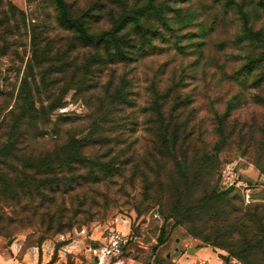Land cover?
<instances>
[{"label":"rangeland","instance_id":"obj_1","mask_svg":"<svg viewBox=\"0 0 264 264\" xmlns=\"http://www.w3.org/2000/svg\"><path fill=\"white\" fill-rule=\"evenodd\" d=\"M12 1L25 11L26 21L19 22L20 30L8 35L10 44L0 56L1 88L17 93L24 77L58 78L62 85L71 77L88 74L86 77L93 79L89 84L98 82L99 86L87 91L71 88L64 97L65 105L53 114L59 123L66 121L63 128L72 133L87 132L96 111H107L109 91L123 89L129 102L117 103L115 113L102 124L107 132L119 128L122 143L99 144L86 152L88 157L106 161L108 171L103 175L108 179L89 184L78 195L66 196L64 202L54 205V209L60 205L77 210L74 228L47 235L50 201L38 207L41 210L36 216L32 213L39 202H29L33 211L20 213L22 203L18 204L4 186L0 246L8 247L21 239V258L33 247L40 248L42 254L44 247L53 264H97L90 246H102L111 231H116L129 239L123 264H175L180 254L185 255L181 264H211L201 261L202 255L190 253L195 243L212 247L224 264H264V243L260 246L253 240L251 249L242 252L240 248L243 234L247 239L249 234L258 235L257 239L264 236V81L257 83L264 62L257 68L251 64V59L264 55V39L247 36L248 27L264 34V9L257 5L259 0H169L174 10L162 28L165 38L158 36L132 60L103 68L93 64L89 73L84 65L96 50L71 44L75 33L59 24L53 0ZM78 1L83 9L97 0ZM103 1L116 5L118 0ZM147 1L129 3L144 5ZM156 18L151 15L147 23L162 26ZM107 28L109 23L103 21L94 24L93 31L100 33ZM33 33L44 54L40 66L32 63ZM156 92L167 93L163 106L167 121L181 127L179 143L183 147L176 154L180 158L185 155L182 168L192 184L191 189L181 186L185 198L197 201L215 188L221 192L219 178L231 165L240 181L250 187L251 202L245 200L241 186L224 194L223 202L208 213L197 211L186 217L175 211L178 192L172 181H183V177L173 158L155 151L156 114L152 108ZM187 97L190 104H178L177 100ZM101 100H105L104 107ZM185 127L188 136L182 133ZM51 146L46 140L35 149L40 152ZM126 152L125 157L132 153L127 167L123 164ZM19 165L22 163L5 167L9 178ZM225 242L232 244L225 246ZM187 251L190 254H185ZM35 261L27 256L25 264L41 262Z\"/></svg>","mask_w":264,"mask_h":264},{"label":"trees","instance_id":"obj_2","mask_svg":"<svg viewBox=\"0 0 264 264\" xmlns=\"http://www.w3.org/2000/svg\"><path fill=\"white\" fill-rule=\"evenodd\" d=\"M168 1L161 0L160 6L157 5V0H148L144 5L135 3L132 6L129 0L114 1L116 5H108L103 0H97L91 1L83 9L79 7L78 0H53V4L58 11L59 24L64 29L75 33L71 44H78L82 47L90 46L96 50L88 64L84 65L86 73H89L93 64L103 68L107 64L132 60L134 55L148 44H152L158 36L165 38L162 28L168 25V13L174 10ZM253 2L254 0H251V3ZM257 5L264 9V0H259ZM154 14L157 15L156 19L160 20L162 26L147 23L150 16ZM25 21V11L12 0H0V43H3V46H0V56L5 55L7 46L10 44L8 35L13 34L15 29L20 30L19 22ZM103 21L109 23V28L95 33L94 24ZM247 32L249 38L264 39L263 33L254 31L251 27L247 28ZM31 36L32 63L40 66L44 55L38 48L40 40L35 33ZM251 62L253 68H257L260 63L264 62V55L251 59ZM31 68L33 69V66ZM87 75L71 77L67 83L62 85L60 84L62 80L58 78L24 77L17 88V93L10 92L4 86L0 87V195L4 192L3 195L6 196L3 187L7 186L13 193V199H16L18 204L22 203L20 213H30L33 210L28 208V203L39 202L37 209H34L32 213L33 216L40 214L41 209L38 207L44 206L49 200L48 214L51 219L44 231L47 235L63 233L74 228L73 218L78 214L77 210L73 211L60 205L54 209V205H58L59 201L64 202L66 196L78 195L89 184H97L108 179L107 175H103L108 171L106 161H101L99 156L88 157L86 154L88 148L99 144H112L113 146L122 143L120 140L123 134L119 132V128L112 127L109 129L110 132H107L102 126L106 118L115 113L117 103L129 102L121 88L111 93L109 91L110 100L107 111L101 109L96 111L87 132L72 133L69 129L64 130L66 121L59 123L54 119V112L65 105L64 97L71 88L87 91L99 86L98 82L90 85L93 79L86 77ZM262 81H264V72L257 83ZM167 96V93L156 92L152 108V112L156 114L153 127L157 137L154 146L158 154L173 158L175 164L178 165L179 172H182L183 181H172L173 187L178 192L174 209L186 217L193 216L197 211L208 213L215 208L216 203L223 202L224 194L231 189L219 192L215 188L197 201L185 198L181 186L190 188L192 186L191 177L185 174L182 168V163L187 161L185 155L180 158L176 154L183 147L179 143L181 127L174 121H167L163 107ZM101 101L100 104L103 105L105 100ZM177 101L178 104L183 105L192 102L188 97ZM111 132L118 135L112 136ZM182 133L188 136L186 127ZM46 140L52 143L51 148L36 151L35 146ZM218 144L223 145L221 142ZM127 153L129 152L124 154L126 160L123 163L126 167L132 163V153L130 157H125ZM9 163H22L21 166L13 168L12 178H9L5 170ZM120 170L125 169L120 167ZM236 210L238 209L233 212H237ZM259 221H261L260 218ZM242 228L244 229V225ZM233 229L234 227L231 231ZM243 236L244 240L241 241L243 247H240L242 252L255 246L253 240H258L255 241L259 243L258 245L264 243V236H261V239L255 238L258 237L256 234H249L248 239L246 234ZM231 244L225 242L223 245ZM231 254L233 255L232 252ZM53 262L51 260L48 264H53Z\"/></svg>","mask_w":264,"mask_h":264},{"label":"built area","instance_id":"obj_3","mask_svg":"<svg viewBox=\"0 0 264 264\" xmlns=\"http://www.w3.org/2000/svg\"><path fill=\"white\" fill-rule=\"evenodd\" d=\"M218 184L220 189L224 191L243 186V196L247 202H251L250 187L240 181L231 165H227L223 169ZM106 240L100 247L93 248L90 246V250L96 255L97 264H123L125 248L129 242L128 237L122 233L111 231Z\"/></svg>","mask_w":264,"mask_h":264},{"label":"crops","instance_id":"obj_4","mask_svg":"<svg viewBox=\"0 0 264 264\" xmlns=\"http://www.w3.org/2000/svg\"><path fill=\"white\" fill-rule=\"evenodd\" d=\"M19 2L22 4V0H20ZM22 248L23 240L21 239L15 240L8 247L0 246V264H25L27 256L32 257V259L36 260L38 263L41 261L39 264H48L50 262V253L44 247L42 248V254L40 248L33 247L28 252L24 253L23 257L21 258L19 254L22 251ZM48 249L50 250L51 247L49 246ZM192 249L193 250L190 251L192 255H202L201 261H204L206 263L210 262L211 264H224V261L218 257L217 253L214 252L212 247L210 246L206 247L204 245H199L198 243H195L194 245H192ZM188 252L189 251H187V253L185 254H190ZM183 257H185V255H178L174 259L175 264H181V260L183 259Z\"/></svg>","mask_w":264,"mask_h":264}]
</instances>
